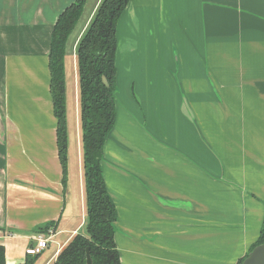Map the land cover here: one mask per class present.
<instances>
[{"label":"crops","instance_id":"0c3cea01","mask_svg":"<svg viewBox=\"0 0 264 264\" xmlns=\"http://www.w3.org/2000/svg\"><path fill=\"white\" fill-rule=\"evenodd\" d=\"M74 1L0 0L6 264L24 263L39 235L54 233L45 264L86 235L79 126L72 173L67 126L64 184L50 94L51 34ZM115 67L116 119L101 168L120 264H238L264 218V0H129ZM132 74L135 101L124 78Z\"/></svg>","mask_w":264,"mask_h":264},{"label":"trees","instance_id":"16d2710c","mask_svg":"<svg viewBox=\"0 0 264 264\" xmlns=\"http://www.w3.org/2000/svg\"><path fill=\"white\" fill-rule=\"evenodd\" d=\"M85 1L75 0L67 7L58 17L51 34L50 94L53 114L57 120V150L64 184L67 172L68 135L63 58L65 44L82 15ZM128 2L129 0H101L77 43L86 235L73 236L58 253L53 264H86V249L89 250L92 264H120L115 243L117 211L105 187L101 161L105 140L116 119V27ZM103 78L106 79L107 85L103 83ZM43 229H38L37 232L44 233L47 226ZM263 242L264 218L255 246ZM35 257L28 256L22 264H32ZM241 262L242 260L238 264ZM0 264H6L2 246Z\"/></svg>","mask_w":264,"mask_h":264},{"label":"rangeland","instance_id":"374dc122","mask_svg":"<svg viewBox=\"0 0 264 264\" xmlns=\"http://www.w3.org/2000/svg\"><path fill=\"white\" fill-rule=\"evenodd\" d=\"M95 2L96 0L87 1L83 9L81 17L79 18L78 22L76 23L74 29L72 30V32L70 33L67 39V42L65 44V50H64L65 52H64V58H63V69H64L65 95H66L67 126H68V132H69V142H71L70 153H69L70 154L69 169L71 173L73 171V168H72L73 161L72 160L75 161L76 160L75 157H77L76 145L74 149L75 137H76V122H77V125L79 126V129L77 128L78 133L81 136L80 121H79L78 67H77L76 47H77V43L80 37L83 34L82 30L85 26V23L91 13V10ZM125 48H126L125 50H130L131 48L135 49V45L133 44L129 46V44H126ZM118 75L119 74L117 73V80H118ZM124 75H126V73H123L121 77H123ZM121 77H119V79ZM124 78L127 80L126 85L129 86V91L131 92V96L133 98L132 100L135 101L136 99L135 98L136 94L134 91L135 75L134 74L130 76L127 75V77H124ZM118 84H119V81H118ZM117 92H116V102H117ZM73 154H74V157H73ZM74 181H76L75 178H74ZM84 208H85V205H84ZM85 215H86V212H85ZM52 248H53V245L50 244L49 249L41 253V255H38L37 257H35L32 264H45L47 260L50 259V256L52 254L50 250L52 251ZM47 264H53V261L50 260L48 261Z\"/></svg>","mask_w":264,"mask_h":264},{"label":"water","instance_id":"95a60500","mask_svg":"<svg viewBox=\"0 0 264 264\" xmlns=\"http://www.w3.org/2000/svg\"><path fill=\"white\" fill-rule=\"evenodd\" d=\"M103 83L107 85L105 78ZM86 264H92L88 249H86ZM240 264H264V242L255 246Z\"/></svg>","mask_w":264,"mask_h":264},{"label":"built area","instance_id":"2783aa9c","mask_svg":"<svg viewBox=\"0 0 264 264\" xmlns=\"http://www.w3.org/2000/svg\"><path fill=\"white\" fill-rule=\"evenodd\" d=\"M54 233L51 231L47 235H39L37 237H34L33 240L35 242L34 245H31L26 248L25 255L26 256H38L42 253L43 250L48 248V245L52 241V237ZM59 252V248L56 250L55 255H57Z\"/></svg>","mask_w":264,"mask_h":264}]
</instances>
